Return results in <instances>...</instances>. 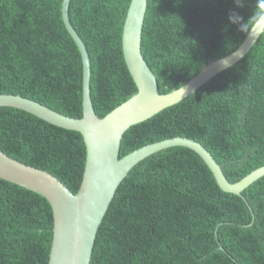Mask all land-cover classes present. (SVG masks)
<instances>
[{"label":"trees","instance_id":"16d2710c","mask_svg":"<svg viewBox=\"0 0 264 264\" xmlns=\"http://www.w3.org/2000/svg\"><path fill=\"white\" fill-rule=\"evenodd\" d=\"M63 0H0V93L82 116V60L62 21ZM131 0H70L68 17L90 57L103 117L137 87L122 52ZM255 0L235 9L247 19ZM233 0H148L141 51L158 92L182 86L247 33L229 24ZM199 141L236 182L264 165V31L237 63L184 100L131 126L120 157L173 136ZM0 149L47 170L74 193L86 147L78 131L0 107ZM53 211L41 195L0 178V264H48ZM91 264H264V176L241 195L223 191L192 149L171 146L138 162L98 228Z\"/></svg>","mask_w":264,"mask_h":264},{"label":"water","instance_id":"95a60500","mask_svg":"<svg viewBox=\"0 0 264 264\" xmlns=\"http://www.w3.org/2000/svg\"><path fill=\"white\" fill-rule=\"evenodd\" d=\"M148 0H131L122 31V52L137 91L103 117L96 114L90 89L91 64L86 45L68 17L70 0H63L62 21L79 49L82 60V116L59 112L29 97L0 93V107L25 110L55 126L78 131L86 147L82 182L76 193L58 177L18 161L0 149V178L44 197L53 211V239L48 264H91L96 233L115 192L129 171L151 154L171 146L194 150L225 192L241 195L264 176V165L236 182L228 180L212 153L199 141L173 136L145 144L120 157L123 134L194 93L221 71L241 60L257 38L246 35L229 54L208 62L197 74L169 93L158 92L157 77L141 51V36Z\"/></svg>","mask_w":264,"mask_h":264},{"label":"clouds","instance_id":"9594fccd","mask_svg":"<svg viewBox=\"0 0 264 264\" xmlns=\"http://www.w3.org/2000/svg\"><path fill=\"white\" fill-rule=\"evenodd\" d=\"M246 0H233L235 8L228 13L229 24L236 25L238 30L247 33L250 36H255L264 30V0H255L253 13L245 19L235 9L243 8Z\"/></svg>","mask_w":264,"mask_h":264}]
</instances>
